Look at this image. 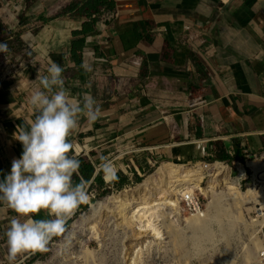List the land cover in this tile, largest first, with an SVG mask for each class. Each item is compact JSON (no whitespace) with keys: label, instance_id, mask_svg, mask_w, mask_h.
I'll return each instance as SVG.
<instances>
[{"label":"crops","instance_id":"1","mask_svg":"<svg viewBox=\"0 0 264 264\" xmlns=\"http://www.w3.org/2000/svg\"><path fill=\"white\" fill-rule=\"evenodd\" d=\"M113 1L97 18L27 27L29 56L0 75V178L20 156L13 133L34 119L28 97L51 62L73 97L89 93L101 107L69 136L71 154L94 170L88 191L105 158L128 172L264 153V0ZM11 215L0 205V264Z\"/></svg>","mask_w":264,"mask_h":264},{"label":"rangeland","instance_id":"2","mask_svg":"<svg viewBox=\"0 0 264 264\" xmlns=\"http://www.w3.org/2000/svg\"><path fill=\"white\" fill-rule=\"evenodd\" d=\"M83 1L0 0L3 26L0 42L8 45V51L0 53V75L8 66L12 69L29 56L24 39L28 26L37 20L67 13L81 17L75 8ZM259 156H256L257 160L255 157L248 159L249 168L245 158L229 166L224 163L229 170V181L242 194L249 188L264 193V187L252 188V172L257 180V173L264 171L261 166L264 155ZM168 163L170 161L158 160L136 171L127 169L128 172L118 162L114 163L117 174L127 176L129 183L118 188L117 183L106 182L103 173L101 188L97 184L89 190L88 207L79 206L67 219L65 231L49 242L48 250L30 255L22 264H258L262 227L252 222L256 219L253 214L255 203L239 209L227 187L219 184L223 174L218 169L221 164L216 161L186 164V167L176 165L184 168L186 178L194 184L189 186L187 182L186 187L195 189L207 206L206 214L211 219L205 224L207 227H201L202 230L189 227L191 215L184 214L182 209L178 211L165 206L156 207L148 214L151 224L159 229V236L143 227V221L134 212L139 204L151 197L150 193L142 192L144 183L152 181L160 189L159 169ZM245 175L247 179L243 178ZM198 176L202 177V191L195 185ZM136 177L141 180L136 182ZM211 181L220 186L214 190L216 206L206 192ZM259 201L263 202L262 199Z\"/></svg>","mask_w":264,"mask_h":264},{"label":"clouds","instance_id":"3","mask_svg":"<svg viewBox=\"0 0 264 264\" xmlns=\"http://www.w3.org/2000/svg\"><path fill=\"white\" fill-rule=\"evenodd\" d=\"M7 51V43L0 42V53ZM62 71L51 62L37 78L39 84L28 97L34 119L13 133L22 150L0 178V205L12 213L3 232L9 264H22L29 255L47 251L52 238L65 231L67 219L89 200L88 182L72 179L80 160L71 154L69 136L81 117L95 122L101 107L89 93L73 97ZM98 167L110 182L119 179L112 160L105 158Z\"/></svg>","mask_w":264,"mask_h":264},{"label":"bare ground","instance_id":"4","mask_svg":"<svg viewBox=\"0 0 264 264\" xmlns=\"http://www.w3.org/2000/svg\"><path fill=\"white\" fill-rule=\"evenodd\" d=\"M257 160V159H255ZM221 164L218 169L221 171V174H223V178L220 181L219 184L224 185L229 190V195L232 199L236 201V205H238L239 209H241L242 206L248 204V203H255V211H257L260 214V211H264V193H258L255 192L253 189H248L245 194H242L237 187H235L230 181H229V170L227 167ZM176 165L185 166L186 164H177V163H168L164 168L159 169L160 173V183L161 188L157 189L156 185L152 181H148L144 183L143 186V193H150L151 197L139 204L138 209L134 212L137 214V216L140 217V220L143 221V227L149 229L151 232H153V235L159 236L160 231L155 227V225L151 224V221L149 219V213H151V210L156 207H167V208H173L174 210H181L183 211L181 202H182V196L186 194L187 192L195 193V189L189 188V186L194 185L193 183H190L189 180L186 178L184 168ZM261 166L264 170V161L261 163ZM254 176V174H253ZM255 178V176H254ZM256 179V178H255ZM106 182H110L108 179H106ZM202 181V177H197V182L195 185L198 186V189L202 191V188L200 186V183ZM215 182V180H213ZM213 181L210 182V185L208 188H206L207 194L211 197L212 203L214 205V190L219 189V184L214 183ZM257 181L264 182V171H259L257 173ZM187 182H189V186L186 187ZM219 186V187H218ZM183 187V188H182ZM181 188V189H179ZM253 188V186H252ZM263 188V186H262ZM221 189V188H220ZM255 189V188H254ZM262 191V190H261ZM139 193L140 195L142 194ZM181 194V195H179ZM133 195V194H132ZM179 195V196H178ZM127 196V194H126ZM230 198V199H231ZM259 199H262L263 202L261 203ZM216 206V203L215 205ZM260 206V208H259ZM207 207V206H206ZM207 210V208H206ZM216 211V209H215ZM218 211V210H217ZM184 213V212H183ZM219 213V211H218ZM190 215V214H189ZM218 215V214H217ZM210 215H207L206 212L204 213L203 217L191 215L188 219V226H192V228H201L206 226L207 221L209 219ZM216 218V217H215ZM214 218V219H215ZM211 222V219H209ZM208 221V223H209ZM169 222V221H168ZM254 224L263 227L264 226V219H253ZM206 224V225H205ZM207 227V226H206ZM202 230V229H200ZM262 230V228H261ZM199 233V232H198ZM262 244V240H261ZM257 247H260L259 240L256 242ZM262 247V246H261ZM260 247V248H261ZM259 253V252H258Z\"/></svg>","mask_w":264,"mask_h":264},{"label":"trees","instance_id":"5","mask_svg":"<svg viewBox=\"0 0 264 264\" xmlns=\"http://www.w3.org/2000/svg\"><path fill=\"white\" fill-rule=\"evenodd\" d=\"M115 8V3L113 0H85L82 2L81 5H78L75 10L79 11V14L86 18H92V17H99L102 15L103 12L108 11L112 12ZM72 12V11H71ZM95 18V19H96ZM0 29H3L2 24L0 23ZM5 31V30H4ZM80 167H79V176L83 179H85L88 184L92 180L94 170L92 168V165L87 162L84 158H80ZM103 172L101 171L99 175L96 176L93 183L90 185V189L94 186V184H98L99 188H101V178H102ZM119 176V179L117 181H114L117 183V187L121 188L124 185L129 183V178L127 176L117 174ZM75 177V182H78L80 180V177ZM136 182H139L141 179L139 177H136ZM82 208L86 209L88 207V204L85 202L80 205Z\"/></svg>","mask_w":264,"mask_h":264},{"label":"built area","instance_id":"6","mask_svg":"<svg viewBox=\"0 0 264 264\" xmlns=\"http://www.w3.org/2000/svg\"><path fill=\"white\" fill-rule=\"evenodd\" d=\"M262 155H264V153H262L259 157H262ZM250 158L251 157H249L248 155L245 156L246 165H247L248 159H250ZM257 158L258 157H255V159H257ZM226 165L229 166L228 163H226ZM247 167H248V165H247ZM251 172H252V170H251ZM247 177L248 176L245 175V177H243V178L247 179ZM252 186H253V188L258 187L259 189H262V186L264 187V184L260 183V181H257L254 178L253 172H252ZM181 205H182L184 214H190V215L203 217L204 213L206 212V205L203 202L201 196L199 194H197L196 192L195 193L187 192L186 194H184L182 196ZM259 208H260V206H259ZM253 214H254L256 219H261V220L264 219V211H260V214L257 211H254ZM261 236H262V247L258 253V264H264V226L262 227V230H261Z\"/></svg>","mask_w":264,"mask_h":264}]
</instances>
